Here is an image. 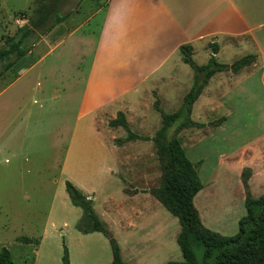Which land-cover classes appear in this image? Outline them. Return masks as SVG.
I'll list each match as a JSON object with an SVG mask.
<instances>
[{"label": "crops", "instance_id": "1", "mask_svg": "<svg viewBox=\"0 0 264 264\" xmlns=\"http://www.w3.org/2000/svg\"><path fill=\"white\" fill-rule=\"evenodd\" d=\"M81 7L42 36L22 61H28L24 73L35 66V49L48 43L49 47L59 46L66 37L81 43L83 56L92 54L78 123L67 136L63 175L70 180L69 175L83 160L87 161L82 163L86 171L99 168L105 180L104 195L100 188L95 196L96 189L73 182L117 240L124 263L167 264L172 261L155 253L166 244L178 245L181 225L150 193L161 185L162 167L157 147L148 138L163 127L156 102L160 101L164 114H173L194 86L195 72L184 62L182 46L193 47V59L199 66L208 64L212 55L228 66L246 56L256 57L237 73L214 75L193 106L192 120L201 127L185 129L179 135L203 186L194 199L203 224L210 229L214 223L213 217L208 216L207 221L208 213L200 202L220 193L233 198L237 190L236 216L247 215L242 182L245 169L251 171L252 198L264 196V0H107L94 13L101 17L89 32L84 31L87 23L77 18ZM212 44L218 46L216 54ZM119 114L142 139L118 144L129 136L125 127L110 126ZM85 142L92 144L90 148ZM171 216L180 226L171 225ZM85 219L83 212L78 232L98 235L100 232L82 231L87 229ZM51 237L50 233L41 241L26 237L28 242L21 245L33 247V256L31 263L24 264L44 263L43 247ZM92 237L103 241L102 264H112V248L111 254L103 238ZM83 250L68 248L70 264H79L77 258ZM54 251L57 263V247ZM62 257L60 243V262ZM183 261L184 257L174 262Z\"/></svg>", "mask_w": 264, "mask_h": 264}, {"label": "rangeland", "instance_id": "2", "mask_svg": "<svg viewBox=\"0 0 264 264\" xmlns=\"http://www.w3.org/2000/svg\"><path fill=\"white\" fill-rule=\"evenodd\" d=\"M39 2L0 0V47L7 37L29 22ZM106 3L107 0H65L60 10L70 16L82 6L77 18L80 23H87L84 31L89 32L101 17H94V13ZM65 39L59 46L52 45L53 50L49 43L35 49V66L28 73H24V64L28 61H21L0 81V251L7 248L15 264L32 261L33 247L21 245L26 237L41 241L48 233L53 237L45 242L42 264H62L60 243L62 256L65 246L74 252L84 249L77 258L79 264L103 262V241L92 236H100L108 249L111 247L102 233L86 236L78 232L77 225L84 211L72 204L66 191V182L76 187L75 181L88 189H96L95 196L100 189L104 195L105 180L99 168L87 171L82 168L86 160L69 175L70 180L63 175L67 136L78 123V108L92 59L91 53L83 56L80 42ZM84 145L90 148L92 144L85 142ZM234 194L233 198H225L220 193L206 200L207 203L200 202V206L205 205V214L208 213L207 221L213 217L210 229L223 236L231 237L239 231L240 218L235 209L238 191ZM171 218L172 226H180L177 219ZM56 247L57 263L54 261ZM155 254L168 261L183 260L177 242L175 246L166 244Z\"/></svg>", "mask_w": 264, "mask_h": 264}, {"label": "trees", "instance_id": "3", "mask_svg": "<svg viewBox=\"0 0 264 264\" xmlns=\"http://www.w3.org/2000/svg\"><path fill=\"white\" fill-rule=\"evenodd\" d=\"M64 1L41 0L29 17V22L6 38L4 45L0 47V80L31 53L42 36L50 33L56 25L65 21L69 14H64L60 10ZM211 47L216 54L218 46L212 44ZM181 51L184 55V62L195 72L194 86L186 95L182 107L173 114H164L160 101L156 102L155 108L162 115L163 127L153 138H148L157 147L162 167L161 185L151 190L150 193L178 218L181 225L178 245L184 261H172L167 264H264V196L259 199L252 198L249 187L251 171L245 169L242 173V182L247 195L245 201L247 215L240 219L238 233L228 237L214 232L203 224L195 206L194 199L203 186L179 138L183 130L201 127L192 120V110L214 75L231 70L237 73L254 63L256 57L246 56L228 66L218 63L212 55L208 64L199 66L193 59L192 46H182ZM221 122L222 120L216 124H221ZM110 126H122L129 132L126 140L118 141L119 145L126 141L142 139L129 129L123 114H119L118 119L112 121ZM66 191L72 204L84 211L87 229H82V231L104 234L112 248V264H125L117 240L102 226L94 213L91 201L70 182H66ZM62 262L70 264L69 251L66 246ZM0 264H15L7 248L0 251Z\"/></svg>", "mask_w": 264, "mask_h": 264}, {"label": "built area", "instance_id": "4", "mask_svg": "<svg viewBox=\"0 0 264 264\" xmlns=\"http://www.w3.org/2000/svg\"><path fill=\"white\" fill-rule=\"evenodd\" d=\"M20 23V21H18Z\"/></svg>", "mask_w": 264, "mask_h": 264}]
</instances>
